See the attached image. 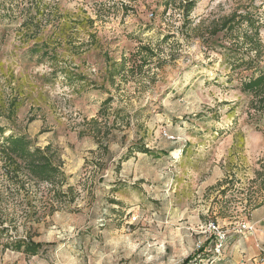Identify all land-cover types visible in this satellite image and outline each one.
I'll return each mask as SVG.
<instances>
[{
	"label": "rangeland",
	"instance_id": "obj_1",
	"mask_svg": "<svg viewBox=\"0 0 264 264\" xmlns=\"http://www.w3.org/2000/svg\"><path fill=\"white\" fill-rule=\"evenodd\" d=\"M162 9L0 0L2 135L49 145L62 171L54 185L16 178L0 152V264L255 263L264 116L248 112L239 85L264 67V0H198L189 22ZM231 13L259 21V66H235L241 38L210 32ZM18 238L42 248L6 246Z\"/></svg>",
	"mask_w": 264,
	"mask_h": 264
},
{
	"label": "trees",
	"instance_id": "obj_2",
	"mask_svg": "<svg viewBox=\"0 0 264 264\" xmlns=\"http://www.w3.org/2000/svg\"><path fill=\"white\" fill-rule=\"evenodd\" d=\"M198 0H163L162 14L168 10L178 8L185 21L189 22V14L195 7ZM176 6V7H175ZM245 24L244 28H241ZM260 23L258 20L251 18L248 15L241 13H231L223 17L221 21L214 27H211V33L216 34L218 31L225 30V33L236 36L237 39L246 47L247 55L240 56L236 59L234 64L238 67L253 68L259 66L261 57L262 42L259 37ZM241 29V30H240ZM235 32V33H234ZM169 34H162L157 39L156 46L160 47L170 38ZM143 48L147 49L148 46ZM151 49H149L150 51ZM127 59L122 57L119 61H113L107 72V79L112 84L116 77H123L126 73ZM233 68V66H231ZM240 91L249 95L247 102L248 112L264 116V67L259 69L256 74H251L244 78L240 77ZM104 100L103 104L107 103ZM120 110H115L114 117L119 116ZM94 120V119H93ZM95 121V120H94ZM3 128L0 126V134L2 135ZM137 150L141 152H148L143 145H138ZM50 146L46 145L43 148L32 145L31 140L22 134L10 133L2 135L0 142V152L3 154L5 161V168L7 174H12L16 178L22 173L35 182H43L49 184L59 183L62 176V171L59 166L52 161L51 154H49ZM257 177L261 178V187L264 189V165L260 171H257ZM2 230L0 229V237ZM10 240V239H9ZM6 246L12 249L22 250L27 254H36L41 248L42 244L33 243L25 238L11 239Z\"/></svg>",
	"mask_w": 264,
	"mask_h": 264
},
{
	"label": "crops",
	"instance_id": "obj_3",
	"mask_svg": "<svg viewBox=\"0 0 264 264\" xmlns=\"http://www.w3.org/2000/svg\"><path fill=\"white\" fill-rule=\"evenodd\" d=\"M261 212V209L258 211ZM258 214V213H256ZM253 223L260 227L259 229H256V233H255V243L252 245H249L248 247V252L251 255H255L256 257L255 259V263L254 264H264V260H261L259 258V255L262 254L261 252L264 251V213H259L255 218ZM243 261H241L242 264H247V260L246 259H242ZM257 260H261L259 263L256 261Z\"/></svg>",
	"mask_w": 264,
	"mask_h": 264
},
{
	"label": "built area",
	"instance_id": "obj_4",
	"mask_svg": "<svg viewBox=\"0 0 264 264\" xmlns=\"http://www.w3.org/2000/svg\"><path fill=\"white\" fill-rule=\"evenodd\" d=\"M220 246H221V242L219 243V244H217V249H219L220 248Z\"/></svg>",
	"mask_w": 264,
	"mask_h": 264
}]
</instances>
